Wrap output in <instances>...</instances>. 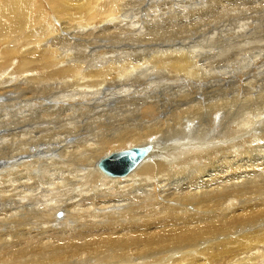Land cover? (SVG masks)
Returning <instances> with one entry per match:
<instances>
[{"label":"bare ground","instance_id":"obj_1","mask_svg":"<svg viewBox=\"0 0 264 264\" xmlns=\"http://www.w3.org/2000/svg\"><path fill=\"white\" fill-rule=\"evenodd\" d=\"M140 1L0 0V264H264V71L148 45Z\"/></svg>","mask_w":264,"mask_h":264},{"label":"rangeland","instance_id":"obj_2","mask_svg":"<svg viewBox=\"0 0 264 264\" xmlns=\"http://www.w3.org/2000/svg\"><path fill=\"white\" fill-rule=\"evenodd\" d=\"M182 1H184L183 2L184 5L182 4ZM185 1L187 2V4L185 3ZM189 1L191 3H194V1H195V3H197V1L200 2L201 0H167L166 3H165V0H157V1L141 0L140 2H142L144 6H142V4H140V2L138 3L139 5H137V3H133V5L130 6L131 9H129V10L130 11L133 10L134 13H136V11H138V12L140 11V17L142 20H144L146 22H148V20H150L149 22H151V23L149 25H150V29L152 30V33H153V39H154L153 41L154 42L148 43V45L157 44V45H160L161 47H163V45H167V44L173 45L174 44V46L169 47V48L174 49V48H178L182 44H187L188 48L189 47L190 48L195 47L197 44L196 47H198V45H199L197 50L196 49L195 50L190 49V51H193V50L196 52L198 51V53L203 54V55L210 54L213 58H214V56H216V54L220 56L222 53L223 54L225 53L224 55L222 54L220 57L217 56V58H214L217 61H219L218 59H222L221 61H223V62L219 61V63H221L223 65V67H227V66L231 65V66H235V68H236V66L239 64L237 66V68L238 67L240 68V67H244L245 65H247L249 63V61H248L249 58H250V62L252 61L253 58H255L253 60H256V59L260 60V61H258V60L255 61V63H254V61H252L251 62L252 64L249 67V69L251 68V71H250L251 77H255V80H257L256 84L254 85V88H256L257 85L259 84L258 83L260 80L259 78L262 77V73L264 71V62H263L264 56L259 54L260 52L261 53L264 52V46H263L264 45V8H263L264 5H262V3H256L255 4L252 0H249L248 3H238V4L235 3V4H232L230 6L229 5H223V6L218 7L217 9H215L212 13L207 12L208 13L207 15H206V13L205 14H199V15H196V18H195V15H187V13H186L187 11H185V9H186L185 6H188L189 4H191V3H188ZM263 4H264V0H263ZM156 5L158 6V8ZM177 5H178V7H177ZM179 5L181 7H179ZM148 6L150 8H151V6H153L154 8H152V10L150 9V12H149V10H146L147 8H149ZM258 6H261V7H258ZM155 8H156L157 12L154 11ZM220 8H221V10H220ZM223 9H225V10H223ZM143 10H145V11H143ZM167 13H168V15H167ZM170 13H171V15H170ZM160 15H162V16H160ZM172 15H174L175 17L172 18L171 17ZM158 16L160 17V21L157 19H155V21H151L155 17L157 18ZM192 16L194 18H192ZM201 16H203V17H201ZM200 17L203 19H201ZM171 18L173 21L170 20ZM180 18L184 19V21H185L184 23L186 26H184L182 24L183 22L179 23L180 21H183V19L181 20ZM194 19H196L195 23H194ZM186 20H187V23H186ZM130 21L131 20L127 18V22L130 23ZM166 21H168V22H166ZM192 24H194V26H192ZM164 25H166V26H164ZM189 25L192 27V29ZM155 37L157 38V40L155 39ZM209 38H210V40H209ZM156 42H158V43H156ZM141 44H142L141 47L143 48V49L141 48L142 49L141 52H143L145 55L149 54L146 51V49L144 48V47H146V44H143V43H141ZM241 44H242V46H241ZM258 47H260L261 49ZM151 48L153 50L155 49V47H150V50H152ZM227 48H229V49L227 50ZM144 49H145V51H144ZM222 56L223 57L226 56L225 58H227L229 60L222 58ZM259 56H260V58H259ZM261 57H262V59H261ZM223 59L225 61H227L228 63L224 62ZM204 60H205V58H202L203 62H204ZM230 60H232V62ZM245 60H247L248 63ZM261 61L263 62V64H261L262 63ZM141 62L143 63L144 61H141ZM230 62H231V64H230ZM236 62H238V64ZM258 62H260V63H258ZM235 63H236V65H235ZM255 70H256V73L254 72ZM150 73H152V70L150 71ZM153 73H154V71H153ZM258 73H260V74H258ZM158 75L159 74H157V75L154 74L153 76H155L159 80H162L163 79L162 76L159 77ZM261 82L264 83V77L262 78ZM242 96H244L243 93H242ZM242 96L240 98H241V100H244L243 99L244 97H242ZM131 148L132 147H126V148H122V149H114L113 151L114 152H117V151L121 152L123 150H129ZM104 157H106V156H104Z\"/></svg>","mask_w":264,"mask_h":264},{"label":"water","instance_id":"obj_3","mask_svg":"<svg viewBox=\"0 0 264 264\" xmlns=\"http://www.w3.org/2000/svg\"><path fill=\"white\" fill-rule=\"evenodd\" d=\"M146 155V149L134 148L113 154L104 159L100 164V168L109 176H125L131 172Z\"/></svg>","mask_w":264,"mask_h":264}]
</instances>
